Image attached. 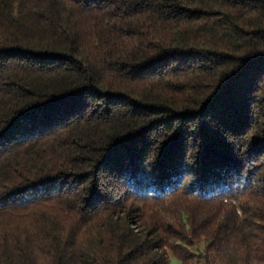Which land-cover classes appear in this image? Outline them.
<instances>
[{
  "label": "trees",
  "instance_id": "1",
  "mask_svg": "<svg viewBox=\"0 0 264 264\" xmlns=\"http://www.w3.org/2000/svg\"><path fill=\"white\" fill-rule=\"evenodd\" d=\"M264 264V0H0V264Z\"/></svg>",
  "mask_w": 264,
  "mask_h": 264
},
{
  "label": "rangeland",
  "instance_id": "2",
  "mask_svg": "<svg viewBox=\"0 0 264 264\" xmlns=\"http://www.w3.org/2000/svg\"><path fill=\"white\" fill-rule=\"evenodd\" d=\"M177 263H178V261H177V259L175 257L169 256L168 264H177Z\"/></svg>",
  "mask_w": 264,
  "mask_h": 264
}]
</instances>
